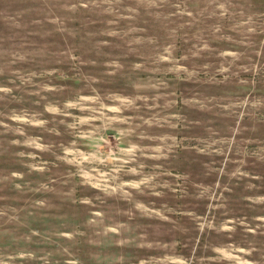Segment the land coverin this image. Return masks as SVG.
Returning a JSON list of instances; mask_svg holds the SVG:
<instances>
[{
    "label": "rangeland",
    "instance_id": "rangeland-1",
    "mask_svg": "<svg viewBox=\"0 0 264 264\" xmlns=\"http://www.w3.org/2000/svg\"><path fill=\"white\" fill-rule=\"evenodd\" d=\"M0 264H264V0H0Z\"/></svg>",
    "mask_w": 264,
    "mask_h": 264
}]
</instances>
